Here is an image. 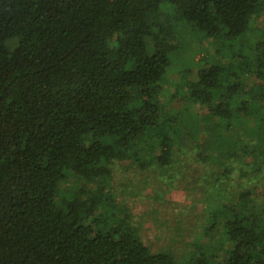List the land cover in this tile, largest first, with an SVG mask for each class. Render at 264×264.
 Wrapping results in <instances>:
<instances>
[{
  "label": "trees",
  "instance_id": "16d2710c",
  "mask_svg": "<svg viewBox=\"0 0 264 264\" xmlns=\"http://www.w3.org/2000/svg\"><path fill=\"white\" fill-rule=\"evenodd\" d=\"M179 24L213 52L168 112ZM190 160L207 168L190 191L214 172L223 188L188 264H264V0H0V264H181L96 181L113 163L184 176Z\"/></svg>",
  "mask_w": 264,
  "mask_h": 264
},
{
  "label": "rangeland",
  "instance_id": "374dc122",
  "mask_svg": "<svg viewBox=\"0 0 264 264\" xmlns=\"http://www.w3.org/2000/svg\"><path fill=\"white\" fill-rule=\"evenodd\" d=\"M254 21L257 25L261 23L260 18ZM173 27L174 35L171 43L174 44V49L170 53L171 63L162 79V93L167 98L165 109L168 112L178 111L185 103L179 91L183 88L182 91L185 92L183 78L186 77L187 65L200 57L207 58L213 52L212 42L206 39L201 32L181 24ZM170 93L179 94L173 99L170 98L168 102ZM190 110L198 113L204 111L199 106L191 107ZM188 157L191 158L192 155ZM192 166H195V169H192ZM188 167L190 172L182 176L171 175L168 170L160 169L154 172V168L144 170L136 166L113 163L106 180L96 181L97 183L102 182L107 190L113 193L116 204L129 211L131 223L136 228L141 241L150 250L169 252L181 264L189 263L194 249H208L207 245L210 241L204 234L208 225L205 207L207 202L220 201L219 197L222 195L219 190L223 188L219 182L214 181L217 175L214 172L209 177L207 176V181L212 186L209 193L204 196L205 193L201 190L200 195L194 194L196 192L190 191L192 185L188 184L187 177L194 179V175H202L205 167L194 160H190ZM212 167L214 171L220 169L218 165ZM167 180H172L174 185L178 186L169 187ZM235 181L236 179H232V183ZM146 183L149 185L147 186ZM90 186L94 187L95 184L92 183ZM209 195L210 200H207L206 197Z\"/></svg>",
  "mask_w": 264,
  "mask_h": 264
}]
</instances>
